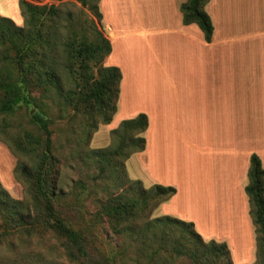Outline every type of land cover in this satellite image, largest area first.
I'll list each match as a JSON object with an SVG mask.
<instances>
[{
	"label": "crops",
	"instance_id": "obj_1",
	"mask_svg": "<svg viewBox=\"0 0 264 264\" xmlns=\"http://www.w3.org/2000/svg\"><path fill=\"white\" fill-rule=\"evenodd\" d=\"M187 1H100L112 45L105 65L122 73L117 112L104 127L145 114L146 146L126 161L129 178L174 187L158 215L225 242L233 264H256L245 188L253 154L264 168V0H210L211 42L183 23ZM12 9L16 0H0L2 12Z\"/></svg>",
	"mask_w": 264,
	"mask_h": 264
},
{
	"label": "trees",
	"instance_id": "obj_2",
	"mask_svg": "<svg viewBox=\"0 0 264 264\" xmlns=\"http://www.w3.org/2000/svg\"><path fill=\"white\" fill-rule=\"evenodd\" d=\"M77 1L102 22L101 0ZM209 1L188 0L180 8L183 23L198 25L207 42L212 41L214 32L205 9ZM19 4L25 18L23 27L0 15V140L15 155L31 161L18 162L15 169L27 184L30 201L11 198L0 182L2 234L29 239L52 235L75 264L123 263L122 251L108 254L95 245L94 226L107 223L114 235L137 245V253L150 263L233 264L228 245L205 241L192 222L171 216L151 219L152 213L176 194L171 186L146 189L141 181L129 180L120 194L98 198V210L91 223H86L84 203L95 191L82 180L74 182L69 191L59 186L61 160L54 152L52 129L57 120L50 110L53 105L70 119L82 117L85 130L111 124L122 73L118 67L105 65L112 45L95 20L71 12L65 18L55 5L24 0ZM64 72L72 84L68 90L62 85ZM19 113L35 129L12 134L9 119ZM148 126L145 114L121 122L111 131L113 147L81 152V160L92 159L113 171L126 170V161L145 149ZM248 180L245 192L256 228V264H264V168L256 154L250 158Z\"/></svg>",
	"mask_w": 264,
	"mask_h": 264
},
{
	"label": "rangeland",
	"instance_id": "obj_3",
	"mask_svg": "<svg viewBox=\"0 0 264 264\" xmlns=\"http://www.w3.org/2000/svg\"><path fill=\"white\" fill-rule=\"evenodd\" d=\"M2 1V0H1ZM11 1V0H9ZM35 5H55L64 12V17L71 12L81 15L83 19L95 20L100 31H103L102 22L96 19L77 0H24ZM20 0H16L17 9H12L10 14L2 12L0 15L9 18L17 26L25 25V18L22 14ZM7 9V7H5ZM62 85L64 90H68L72 84L68 75H62ZM51 116L57 121L52 125L54 130L55 155L61 160L59 186L65 190H71L73 183L82 180L93 187L95 194L84 203L83 219L86 223H91L98 210L97 199L104 198L108 193L120 194L129 186V175L127 170L122 168L113 171L106 165L98 164L92 159L81 160V152L90 150H103L115 145L111 132L103 125L95 130H85V122L82 117L70 119L68 115L60 112L57 106H51ZM10 120V131L12 134L18 133L21 129H35L28 122V119L21 113ZM85 126V127H84ZM80 136V137H79ZM31 164L27 157L15 155L9 145L0 140V182L11 198L15 200L30 201L27 193V184L15 173L18 162ZM105 167V172L102 171ZM136 181V180H133ZM143 184V183H142ZM144 188L148 189L143 185ZM206 213V212H205ZM160 217L157 209L152 213L151 219ZM3 224L0 215V226ZM84 224V223H83ZM82 224V226H83ZM87 226V225H86ZM0 229V264H75L70 261L61 242L52 235L42 238H25L18 234L5 236ZM95 235V245L97 248L106 251L108 254H115L122 251L124 262L120 264H161L150 263L145 256L137 253V245H129L124 239L116 236L111 231L107 223L97 224L93 228ZM177 264H187L179 261Z\"/></svg>",
	"mask_w": 264,
	"mask_h": 264
}]
</instances>
